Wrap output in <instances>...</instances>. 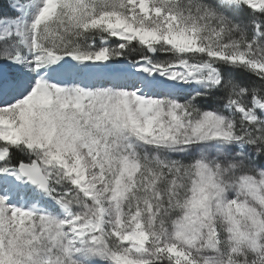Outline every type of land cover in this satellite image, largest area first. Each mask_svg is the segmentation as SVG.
Instances as JSON below:
<instances>
[{"label":"snow or ice","instance_id":"1","mask_svg":"<svg viewBox=\"0 0 264 264\" xmlns=\"http://www.w3.org/2000/svg\"><path fill=\"white\" fill-rule=\"evenodd\" d=\"M0 264H264V0H0Z\"/></svg>","mask_w":264,"mask_h":264}]
</instances>
